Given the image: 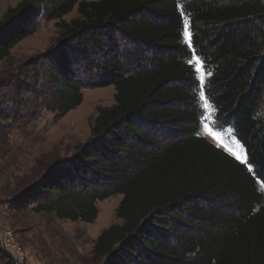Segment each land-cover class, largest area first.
Wrapping results in <instances>:
<instances>
[{"label":"trees","instance_id":"obj_1","mask_svg":"<svg viewBox=\"0 0 264 264\" xmlns=\"http://www.w3.org/2000/svg\"><path fill=\"white\" fill-rule=\"evenodd\" d=\"M42 19L60 22L62 35L18 81L41 110L62 118L84 89L109 86L114 103L10 209L92 224L96 203L120 195L118 223L93 244L96 264H264V0H21L0 20V62ZM194 56L245 163L199 134ZM0 264L13 263L0 251Z\"/></svg>","mask_w":264,"mask_h":264},{"label":"rangeland","instance_id":"obj_2","mask_svg":"<svg viewBox=\"0 0 264 264\" xmlns=\"http://www.w3.org/2000/svg\"><path fill=\"white\" fill-rule=\"evenodd\" d=\"M20 1L0 0V20L9 8H14ZM77 18L74 8L62 20L68 23ZM57 24L60 22L40 20L36 32L17 44L9 57L0 62V234L6 232L7 238L21 250L24 259L20 261L15 254L5 251L1 238L0 251L13 264H96L91 259L96 237L111 224L118 223L115 210L121 200L120 195L96 203L98 215L92 224L59 220L54 215L35 213L32 208L18 213L9 207L10 200L20 189L37 179L54 161L73 157L77 147L87 142L97 111L114 103L112 86L84 89L82 103L62 118H56L54 113L41 110L36 91L28 93V88L18 83L26 62L40 60L49 55V50L57 47L62 35V29ZM182 38L184 40L183 32ZM201 65L205 74V92L209 75L202 62ZM191 66L195 71L194 60ZM195 75L199 82L200 73L195 72ZM11 85L19 98L17 105L11 103L14 98L9 92ZM197 107L200 114L199 134L235 158L205 134L203 124L208 123L213 131L221 134L224 145L239 152L236 144L240 143L233 128L221 124L212 109L209 116L200 99ZM202 117L209 119L205 121ZM239 154L245 163L244 149Z\"/></svg>","mask_w":264,"mask_h":264},{"label":"snow or ice","instance_id":"obj_3","mask_svg":"<svg viewBox=\"0 0 264 264\" xmlns=\"http://www.w3.org/2000/svg\"><path fill=\"white\" fill-rule=\"evenodd\" d=\"M177 7H179V5H177ZM181 15H183V13H181ZM183 37H184V41L188 43L189 47H191V33L189 32V23L187 19H184L183 21ZM193 60L195 61V72L196 73H200L199 76V82H200V91H199V99L200 101H203V107L206 111H209V116L211 114V105L208 103L206 97H205V92H204V84H205V79H204V72L202 71V65H201V61L197 58V57H193ZM193 60H189L188 63L191 65L193 64ZM189 73L192 74V69H189ZM207 75H211V73H207ZM205 121H207L209 119V117H202ZM203 128L205 131V134L208 135L209 137H211V139L213 141H215L217 144H219L222 147H225L227 151H229L235 158L236 160L240 161L241 163H243L244 161L241 158V155L239 154V152H243V148L240 144H236V149L239 150L238 151H233L232 148L227 147V145H224L222 143V139L223 137L221 136V134L219 132H215L212 130V128L209 127L208 123H204L203 124ZM249 171H252L251 168H249Z\"/></svg>","mask_w":264,"mask_h":264},{"label":"built area","instance_id":"obj_4","mask_svg":"<svg viewBox=\"0 0 264 264\" xmlns=\"http://www.w3.org/2000/svg\"><path fill=\"white\" fill-rule=\"evenodd\" d=\"M0 238L3 239V242H4V245H5V248L4 250L7 251V252H11L12 255L15 254V256L20 260V261H23V254L21 252V250L19 248H17L15 245H13L9 239L7 238V234L6 232H2L0 234ZM3 247V246H2ZM19 264V263H18Z\"/></svg>","mask_w":264,"mask_h":264}]
</instances>
